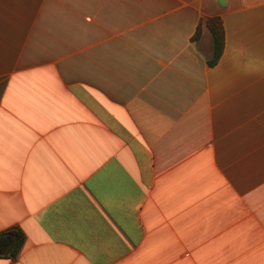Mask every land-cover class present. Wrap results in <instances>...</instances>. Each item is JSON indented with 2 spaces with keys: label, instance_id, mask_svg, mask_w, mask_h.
<instances>
[{
  "label": "crops",
  "instance_id": "1",
  "mask_svg": "<svg viewBox=\"0 0 264 264\" xmlns=\"http://www.w3.org/2000/svg\"><path fill=\"white\" fill-rule=\"evenodd\" d=\"M16 228L0 264H264V0H0Z\"/></svg>",
  "mask_w": 264,
  "mask_h": 264
},
{
  "label": "trees",
  "instance_id": "2",
  "mask_svg": "<svg viewBox=\"0 0 264 264\" xmlns=\"http://www.w3.org/2000/svg\"><path fill=\"white\" fill-rule=\"evenodd\" d=\"M204 27L211 33L213 37V44H214L213 54L212 57L208 59V64L213 67L218 64L224 52L225 30L223 26V21L219 16L207 18L204 23ZM202 30H203V25L201 24L198 27L196 35L194 36L195 40L199 39ZM9 235H12L15 239V245L12 251L9 253V255L12 258L16 259L24 245V242L26 240V235L22 230L18 228L11 230L9 232Z\"/></svg>",
  "mask_w": 264,
  "mask_h": 264
},
{
  "label": "water",
  "instance_id": "3",
  "mask_svg": "<svg viewBox=\"0 0 264 264\" xmlns=\"http://www.w3.org/2000/svg\"><path fill=\"white\" fill-rule=\"evenodd\" d=\"M217 3L222 8L227 6V0H217ZM4 237H9V239L11 241V245L9 246V248L3 249V247H2L3 237H0V255L9 254L12 251V249H13V247L15 245V239H14V237L12 235H7V236H4Z\"/></svg>",
  "mask_w": 264,
  "mask_h": 264
},
{
  "label": "rangeland",
  "instance_id": "4",
  "mask_svg": "<svg viewBox=\"0 0 264 264\" xmlns=\"http://www.w3.org/2000/svg\"><path fill=\"white\" fill-rule=\"evenodd\" d=\"M237 166H248V157H237Z\"/></svg>",
  "mask_w": 264,
  "mask_h": 264
},
{
  "label": "flooded vegetation",
  "instance_id": "5",
  "mask_svg": "<svg viewBox=\"0 0 264 264\" xmlns=\"http://www.w3.org/2000/svg\"><path fill=\"white\" fill-rule=\"evenodd\" d=\"M10 245H11V241H10L9 237H3V240H2L3 249L9 248Z\"/></svg>",
  "mask_w": 264,
  "mask_h": 264
}]
</instances>
